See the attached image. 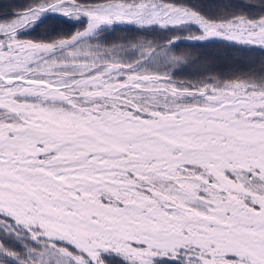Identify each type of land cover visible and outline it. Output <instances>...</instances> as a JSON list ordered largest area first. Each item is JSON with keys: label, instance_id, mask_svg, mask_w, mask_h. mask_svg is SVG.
<instances>
[{"label": "snow or ice", "instance_id": "6c2138e0", "mask_svg": "<svg viewBox=\"0 0 264 264\" xmlns=\"http://www.w3.org/2000/svg\"><path fill=\"white\" fill-rule=\"evenodd\" d=\"M182 40L264 49V0L0 9V264H264V67L178 78Z\"/></svg>", "mask_w": 264, "mask_h": 264}, {"label": "trees", "instance_id": "16d2710c", "mask_svg": "<svg viewBox=\"0 0 264 264\" xmlns=\"http://www.w3.org/2000/svg\"><path fill=\"white\" fill-rule=\"evenodd\" d=\"M30 0H0V9L5 5H25ZM192 3H209L211 0H189ZM247 2L259 3V0H247ZM81 25L68 21L60 15H54L46 19L36 32L34 38H40L44 34L71 33L79 29ZM102 42L121 43L140 38L141 34L131 31L128 26H116L100 34ZM147 37L164 41L167 34L156 32L149 33ZM177 54L187 53L188 64L177 72L178 78L194 76L198 70H208L226 74L234 71L259 70L264 67V49L258 47L232 46L218 41L186 43L180 42L175 48Z\"/></svg>", "mask_w": 264, "mask_h": 264}, {"label": "water", "instance_id": "95a60500", "mask_svg": "<svg viewBox=\"0 0 264 264\" xmlns=\"http://www.w3.org/2000/svg\"><path fill=\"white\" fill-rule=\"evenodd\" d=\"M181 42H188V43H193V42H190V41H184V40H182Z\"/></svg>", "mask_w": 264, "mask_h": 264}, {"label": "rangeland", "instance_id": "374dc122", "mask_svg": "<svg viewBox=\"0 0 264 264\" xmlns=\"http://www.w3.org/2000/svg\"><path fill=\"white\" fill-rule=\"evenodd\" d=\"M259 48V47H258Z\"/></svg>", "mask_w": 264, "mask_h": 264}]
</instances>
